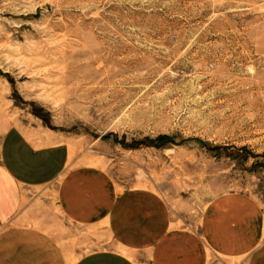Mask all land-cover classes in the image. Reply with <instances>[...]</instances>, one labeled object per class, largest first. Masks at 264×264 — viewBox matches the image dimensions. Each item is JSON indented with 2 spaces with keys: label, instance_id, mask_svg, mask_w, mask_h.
Instances as JSON below:
<instances>
[{
  "label": "rangeland",
  "instance_id": "1",
  "mask_svg": "<svg viewBox=\"0 0 264 264\" xmlns=\"http://www.w3.org/2000/svg\"><path fill=\"white\" fill-rule=\"evenodd\" d=\"M32 123L175 226L225 193L264 206V0H0V145ZM54 223L70 264L114 247Z\"/></svg>",
  "mask_w": 264,
  "mask_h": 264
},
{
  "label": "crops",
  "instance_id": "2",
  "mask_svg": "<svg viewBox=\"0 0 264 264\" xmlns=\"http://www.w3.org/2000/svg\"><path fill=\"white\" fill-rule=\"evenodd\" d=\"M168 208L154 191L122 190L107 171L72 160L62 134L43 123L14 125L2 138L0 264H70L72 239L52 232L58 215L82 228L77 244L96 237L114 245L74 264H142L137 256L146 264H264V206L256 197H216L198 228L175 226Z\"/></svg>",
  "mask_w": 264,
  "mask_h": 264
}]
</instances>
